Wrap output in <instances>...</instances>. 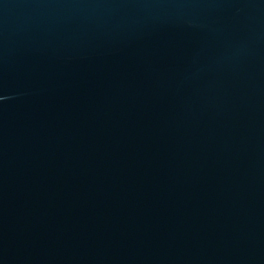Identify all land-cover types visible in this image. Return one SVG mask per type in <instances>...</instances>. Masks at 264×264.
<instances>
[{
	"label": "water",
	"instance_id": "water-1",
	"mask_svg": "<svg viewBox=\"0 0 264 264\" xmlns=\"http://www.w3.org/2000/svg\"><path fill=\"white\" fill-rule=\"evenodd\" d=\"M0 264H264V0H0Z\"/></svg>",
	"mask_w": 264,
	"mask_h": 264
}]
</instances>
